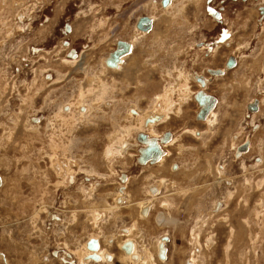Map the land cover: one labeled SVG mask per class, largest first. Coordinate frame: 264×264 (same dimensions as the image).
<instances>
[{
	"label": "rangeland",
	"instance_id": "obj_1",
	"mask_svg": "<svg viewBox=\"0 0 264 264\" xmlns=\"http://www.w3.org/2000/svg\"><path fill=\"white\" fill-rule=\"evenodd\" d=\"M168 1L163 6L161 0H0V264H68L59 252L68 248L81 264L77 256L97 230L89 210L112 203L122 172L129 176V193L140 190L139 199L147 196L145 186L166 179L156 200L150 193V215L142 216L152 228L138 219L132 235L121 230L149 248H158L166 235L169 258H158V264H264V19L257 20L264 0ZM220 5L224 21L217 24L207 10ZM141 15L153 19L147 32L135 25ZM222 27L229 28V37L218 43ZM118 39L130 52L110 68L105 59ZM202 40L212 46L197 48ZM229 55L238 61L236 68L214 76L206 71H223ZM197 75L208 78L203 91L217 99L211 129L196 118L194 94L202 89ZM255 98L261 105L253 116L247 104ZM157 101L159 110L167 105L172 112L152 137L170 131L176 138L162 145L169 160L161 170L136 161V130L126 136V152L133 154L109 159L108 136L134 125L128 109L133 105L146 115ZM246 141L249 150L239 155L236 149ZM66 160L75 173L71 183L59 175L64 168L55 172ZM171 161L180 172L170 171ZM85 169L94 172L92 181L84 178ZM168 193L170 203L160 202ZM122 207L117 203L115 209ZM169 210L177 215L173 224L164 220ZM53 215L62 222L53 223ZM132 222L122 215L101 224V242L115 255L114 264H121L120 249L105 238ZM139 234H147L148 242ZM105 259L109 255L103 258L109 264Z\"/></svg>",
	"mask_w": 264,
	"mask_h": 264
},
{
	"label": "crops",
	"instance_id": "obj_2",
	"mask_svg": "<svg viewBox=\"0 0 264 264\" xmlns=\"http://www.w3.org/2000/svg\"><path fill=\"white\" fill-rule=\"evenodd\" d=\"M163 100H161V101H163ZM156 104H155V107L153 108V110L152 111H149L146 115L143 114L141 112V110H138V109H136V110L133 111L132 110V106L133 105L128 109V114H129L128 116H130V117H132L134 119L133 120V121H135L134 122V125L124 126V129L122 130V134L121 133H116V134H110L108 136V140H107L108 145H107V147L105 149V154H106V156L109 159L113 155H117V156L125 155L124 153L126 152V150L128 149V146H129V141H128V138H126V136H129L132 130H136V132L137 131H140V132H144V133H145V131H147V132H149V134L148 133H145V134L148 135L149 137L150 136L151 137L152 136H156L157 131L159 129V125L160 124L163 125V122H166L167 119H171L169 113H171L172 111L170 110V112H169V111L166 110L167 105L164 106V109L159 110V107H158L159 105L156 107ZM179 105L181 106L182 104H179ZM88 108L89 107L87 106L86 110L89 112ZM164 110H166L165 111V115H163L164 114L163 113ZM158 111H160V112H158ZM166 112H167V115H166ZM153 113H156V114H158L160 116H155ZM132 114H133V116H132ZM152 115H154V116H152ZM167 124H168V122H167ZM167 124H165L163 126H166ZM192 133H194V130H192ZM137 134H135V136H134V141L137 144V148L139 149L140 148V147H138L139 146V144H138L139 142L136 139L137 138ZM175 140H176V138L172 137L167 144L166 143L164 144L165 147L168 146V145H171L172 143H174ZM165 147L162 148V150L165 153V156L159 162H157L155 164H150L149 162L146 163V164H144V165H142L140 163L139 164L142 167L143 166H148V165H156V166H158L160 168V169L158 168V170H161V166L160 165H161L162 161H163V163H164V161L166 163L169 160V158H168L169 155L168 154L166 155L167 151L169 153V150L168 149L166 150ZM136 152L138 153V151H136ZM126 153L127 154H130V155L133 154V153L128 152V151ZM127 162H128V159H126V161L123 162V163H127ZM58 163H60V161H58ZM64 163L65 164H63V162L60 163L61 166H58L57 165V167L55 169V172L59 171L61 168H64V170L61 173H59V175H61L62 177L65 178L64 181L66 180V182L71 183L72 181H74V178H75V175L74 174L75 173L72 171L71 165H68L67 160ZM174 163H175V165H173ZM172 165H173V168H171ZM55 166H56V164L54 165V168H55ZM169 169H171L173 172H178L179 170H181V166H179V164H177L176 161H171L169 163ZM83 171L85 173L84 178L86 179V181L87 182L92 181L93 179L90 178V177L91 176H95L94 172L92 170H87V169H85ZM154 171H157V170H154ZM122 173H120L118 175V177L120 179V182H119L118 186L116 187V189L114 191L112 203L110 204V203H107L106 202V203L103 204V206H98V205L95 206V209L96 210H89V216H90V218H89L88 221H90L91 226L97 228V230L93 228L92 230H94L96 232H92L91 234L88 235L89 237H87V239L84 242V251H83V253L80 254L79 256L75 255L81 261V264H99L98 261H100V259L103 258V257L105 258V256H107V255H109V258L112 257V259H105V261L106 262H109L110 264L113 262V259H114V256L115 255L112 252H110L109 250H107L106 248H104L103 245H102V242H101V233H102V225L101 224H103L104 222H107L108 221V218L110 216H113L116 219L117 218H120L122 215H128L130 217H133V222L129 226L122 227L120 229V233H121V230H123V229H127V230L129 229L131 231V235H132V233H133L132 228L133 227H134L133 229L136 228V223H138L137 222L138 219H140L139 220L140 223L143 222V223H145L148 226L150 225V227L152 226L151 220L144 219L142 217V214L144 212V209H145V206H146L147 201H149V198H151L150 193L153 190L152 187L153 186H156L155 185L156 183H154V184L151 183V184H148L147 186H145L143 192L146 193L147 196L144 197V198H140L139 199L138 197L136 198L135 195L137 193H139L140 190H138V188H134L131 191V193H129V191L127 190V182L129 180V176L128 175H125V178L122 179L121 178V174ZM192 173L193 172H189L187 174V177L188 178H191L192 175H193ZM99 176H102V175L99 174ZM163 178H165V177L161 176L159 179L164 183V181H166V180H164ZM136 182L133 181V183L138 184ZM158 182H160V181H158ZM1 183H2V180H1ZM169 183L173 186V183L174 182L171 181V180H169ZM89 184H90V187L89 188H91L92 183H89ZM84 185L87 186V184H85V183H84ZM92 187H93L92 190H94L95 185H93ZM86 188H88V186ZM119 195H122L123 199L122 198H119L118 199V196ZM100 196L106 197L105 194H102ZM164 197L165 196H163V198ZM121 199L123 200L121 204L124 207H122L120 209H115L117 207V203H120V200ZM156 199H157V196H156V198L154 200H156ZM104 200H106V198H104ZM154 200H152V201L154 202ZM142 202H146V203H142ZM139 203H142V204H139ZM169 203H170V201H169ZM170 206H171V204H170ZM148 210H149V208H148ZM218 210L219 209L217 208L216 211H218ZM124 212H126V213H124ZM150 212L151 211H149L148 216L150 215ZM72 213L73 214H72L71 217H75V214H74L75 212L73 211ZM159 213H161V212H159ZM168 214H169V212L167 213V217H169ZM145 216H147V214ZM52 218H53L52 219L53 223H61L62 222V219H61L60 216L57 217V216L53 215ZM74 220H75V218H74ZM148 220H149V222H148ZM53 227H54L53 224H50V227H48V228H49V230H53ZM147 230H146V232H147ZM123 234L117 235L119 239L116 241L117 246H119V248H120V252L116 255V257H117L118 261L121 264H158V262L155 261L156 260L155 253L157 252V249L156 248H154V247L153 248H149V247L145 246L144 249H141V247H143L144 244H141V245L138 246L135 243L136 241L131 236L127 237L128 234H126V235H124L126 238H123ZM90 235L91 236H94V237H95V235H97V240L94 239V238H92V237H90ZM115 236L116 235L114 234V236H109V237H106L105 239L110 244L112 242V239L115 238ZM117 236H116V239H117ZM90 239H92V240H94V241L97 242L96 243L97 247L95 248V250H92V248L90 246H88V244H87ZM119 240H120V242H118ZM127 240L128 241H131V251H129V252H126V251H124V249H122V243L124 241H127ZM66 244L67 243H64V246L65 247H67ZM133 247H134V249H133ZM68 251H70V252H68ZM96 251H98V255H97ZM92 252L97 257L96 258H93L92 260H88L87 259V256L91 257V255L93 254ZM67 253L68 254H71V256H73V250H71L69 248L67 249ZM136 254L139 256V257H137V260H135ZM131 257L134 258V259H132ZM6 258H7V256H6ZM46 258H47V256H44V259L45 260H46ZM152 258H153V260H152ZM94 260H96V261H94ZM168 264H170V263H168Z\"/></svg>",
	"mask_w": 264,
	"mask_h": 264
},
{
	"label": "water",
	"instance_id": "obj_3",
	"mask_svg": "<svg viewBox=\"0 0 264 264\" xmlns=\"http://www.w3.org/2000/svg\"><path fill=\"white\" fill-rule=\"evenodd\" d=\"M166 3H168V0H162L163 6H165ZM260 11L264 13V7L262 8L260 7ZM136 26L138 29L146 31L151 27V21L147 16H141L138 18ZM129 47L130 45L126 41L118 40L116 48L113 51H111L105 59L106 65L108 67H116L117 63L120 60V56L126 53ZM234 64H235L234 58L229 57L225 66L232 67ZM208 72L211 75H221L223 73V71L220 68L208 69ZM197 80L200 81L203 85L202 78L199 77ZM194 99L200 106V108L198 109L196 113V118L202 120L205 118L206 114L210 111V109H212V107L214 106L216 102V98L215 96L209 93H205L202 89H199L194 94ZM255 101L256 100H254V103H251L250 105H248L249 110H256L257 107H256ZM169 138H170V131H165L160 140L168 141ZM137 140L141 144H143V146L138 149V156L136 157V160L138 163L140 164H143L146 162L153 163L160 158L163 151L160 148L156 138L148 137L145 133L139 132L137 134ZM247 148H248V142L246 141L240 144L236 150L237 152H240V151L247 150ZM121 178L124 179L125 174L122 173ZM90 243H91L90 247L92 249H95L96 243L91 242V241L89 242V244ZM96 257L97 256L95 254L92 255V258H96Z\"/></svg>",
	"mask_w": 264,
	"mask_h": 264
},
{
	"label": "flooded vegetation",
	"instance_id": "obj_4",
	"mask_svg": "<svg viewBox=\"0 0 264 264\" xmlns=\"http://www.w3.org/2000/svg\"><path fill=\"white\" fill-rule=\"evenodd\" d=\"M231 1H244V3H246L247 1H252V0H231ZM246 1V2H245ZM254 2V5H257V3H259V0H253ZM170 1H168V3H169ZM225 1L224 0H221V3H224ZM161 3H162V0H161ZM252 3V2H251ZM260 7L262 8V7H264V3H262L261 5H257V11H258V18H257V20H258V22H261L263 19H264V13H262L261 11H260ZM165 9H167L166 7L164 8V10ZM224 10V8H222V5H220V6H218V7H215V6H210L209 8H208V12L210 13V18L208 17V19L209 20H212V21H215L217 24H219V23H223V21H224V17H223V13H222V11ZM141 16H146V15H141ZM141 16H139V17H141ZM150 20H151V22H152V24H153V19L150 17L149 18ZM138 20V19H137ZM136 23H137V21H136ZM136 23H135V25H136ZM153 26V25H152ZM137 27V26H136ZM151 28V27H150ZM150 28L148 29V30H150ZM138 29V28H137ZM64 30H65V32H69L70 31V26H69V24H65V26H64ZM139 30H141V29H139ZM148 30H146L145 32H147ZM226 30H228L229 31V28L228 29H226V27H222L221 29H220V32H219V34H218V38H216V42H218V43H220V42H226L227 40V38L229 37V32L227 31L226 32ZM141 31H144V30H141ZM118 40H122V39H118ZM117 40V41H118ZM226 40V41H225ZM117 41H116V44H115V48H116V45H117ZM203 41V40H202ZM202 41H198L196 44H197V48H200V49H208L209 48V44H210V42H208V41H203V42H206V43H202ZM63 43H64V45H67V43H68V41L67 40H64L63 41ZM209 43V44H208ZM211 45V44H210ZM212 46V45H211ZM210 46V47H211ZM114 48V49H115ZM212 48V47H211ZM113 49V50H114ZM75 49L74 48H71L70 50H69V54H71V55H75ZM263 51V53H264V50H262ZM205 53L206 54H210L211 53V51L210 52H208L207 50H205ZM229 57H232V58H234V56H232V55H229L228 56V58ZM228 58L226 59V61H225V63H224V65L226 64V62H227V60H228ZM234 61H235V64L232 66V68H230V67H223V72H226L228 69H233V68H236L237 66H238V61L234 58ZM208 69H216V68H207V72H208ZM209 73V72H208ZM210 74V73H209ZM211 75V74H210ZM212 76H214V75H212ZM202 78L203 79V85H202V83L200 82V81H198L197 79L198 78ZM196 80H197V82L199 83V85L202 87V90H205L206 88H207V84H208V82H209V80H208V78L207 77H204V76H199V75H197L196 76ZM192 98H193V96H192ZM254 100H256V98L254 99ZM254 100L253 101H251L250 103H248L247 104V109H248V105H250L251 103H254ZM256 102V107L258 108H256V110L258 111L259 109H260V107H259V104L261 105V102H257V100L255 101ZM217 105V104H216ZM249 110V109H248ZM256 110H249L250 112H253V114L251 113V115H255L254 113H255V111ZM244 143V142H243ZM242 144V143H241ZM250 145V142H248V146ZM249 150V149H248ZM247 150V151H248ZM117 232L119 233V234H122V233H120V230H117ZM118 234V235H119ZM125 234H123V238H126L125 236H124ZM161 235V234H160ZM113 236V235H112ZM139 236L140 237H143L142 238V240L143 241H146V242H148V240H149V237H147V234H139ZM118 237V236H117ZM116 236H115V238H113L112 239V242L111 243H114L115 244V246H117V244H116ZM118 239V238H117ZM145 239H147V240H145ZM168 240H169V242L171 241L166 235H163L162 237H161V241L163 242H160L159 243V245H158V248H157V245H155V248H157V252L155 253V256H156V260L159 258V259H163V260H168V250H167V247H166V242H168ZM94 242V243H97L96 241H94V240H92V239H90L89 241H88V246H90L91 245V243L89 244V242ZM146 242H145V244H146ZM168 242V243H169ZM136 244H137V242H135ZM138 245V244H137ZM165 245V246H164ZM96 247H97V245H96ZM118 247V249H120L119 248V246H117ZM122 249H124V251H126V252H129V251H131V241H124L123 243H122ZM141 249H144V247H141ZM93 250V249H92ZM99 251V250H98ZM98 251H96V253H97V255H98ZM53 252V251H52ZM59 252H61V256H67V259H68V262L67 261H65L64 259H63V257H62V259L65 261V262H67L68 264H77V262L75 261V259H73V258H70L69 257V255H68V253H66L64 250L63 251H59ZM59 252H55V254H57V255H59ZM93 253V252H92ZM94 254V253H93ZM92 254V255H93ZM92 255H91V258H92ZM104 258V257H103ZM103 258H101L100 259V261H98V263L99 264H106L105 262H103ZM111 259H112V257H110ZM73 259V260H72ZM115 259V258H114ZM114 259H113V262L111 263V264H114ZM117 261H118V259H116ZM119 262V261H118ZM108 264V263H107ZM110 264V263H109Z\"/></svg>",
	"mask_w": 264,
	"mask_h": 264
},
{
	"label": "bare ground",
	"instance_id": "obj_5",
	"mask_svg": "<svg viewBox=\"0 0 264 264\" xmlns=\"http://www.w3.org/2000/svg\"><path fill=\"white\" fill-rule=\"evenodd\" d=\"M167 4H169V3H166L165 5H167ZM151 21V20H150ZM152 22H151V28L150 29H152ZM149 31V30H148ZM129 52H130V47H129V49H128V51L126 52V53H124L123 55H121L120 56V58H122V57H124V56H126V54H129ZM120 61V60H119ZM118 64V63H117ZM117 66V65H116ZM110 68H116V67H110ZM230 68H232V67H230ZM193 79V78H192ZM187 84V83H186ZM173 88V87H172ZM184 90V89H183ZM170 94V93H169ZM193 94V93H192ZM183 98H184V96H183ZM164 99V98H163ZM185 99V98H184ZM159 100V99H158ZM165 100V99H164ZM158 102V101H157ZM156 102V103H157ZM168 103V102H167ZM160 104V101L157 103V105H156V107L158 106ZM216 104H217V99H216V102H215V104H214V106L212 107V109H210V111L206 114V116H205V118L204 119H202V120H200V119H198V120H200V121H203V122H205L206 120V126H207V128L208 129H211L212 127H214L215 126V124H216V118H217V116H216V114H215V107H216ZM163 105V104H162ZM159 107V106H158ZM200 107V106H199ZM170 109V108H169ZM178 109V108H177ZM258 109V108H257ZM257 111V110H256ZM178 112H179V109L177 110V114H178ZM167 115V114H166ZM170 115V114H169ZM183 115V114H182ZM160 116V115H159ZM163 116V115H162ZM166 120V119H165ZM167 123V122H166ZM165 123V124H166ZM163 124H164V122H163ZM157 125V124H156ZM155 125V126H156ZM195 129V128H194ZM193 129V130H194ZM196 130H197V128H196ZM195 131V130H194ZM187 132V131H186ZM192 132V131H191ZM193 134H195V132L193 133ZM199 134H202L203 135V133H199ZM196 136H197V133L195 134ZM202 135H200L201 137H202ZM148 136V135H147ZM199 136V137H200ZM205 136V135H204ZM149 137V136H148ZM172 138V134L170 133V138H169V140L168 141H161L160 139H157V142H158V144H159V146H160V148L162 149V145H164L165 143L167 144L169 141H170V139ZM193 138H195V137H193ZM142 146H143V144H141ZM186 150V149H185ZM247 150H248V148H247ZM138 151V150H137ZM163 151V150H162ZM244 153V151H240V152H238V154L240 155V154H243ZM165 156V153H164V151H163V153H162V155L160 156V158L158 159V160H156L155 162H153V163H151V162H149L150 164H155V163H157V162H159L163 157ZM164 160V159H163ZM146 163H148V162H146ZM146 163H143L142 165H144V164H146ZM161 163V162H160ZM162 163H163V161H162ZM161 163V164H162ZM164 163H165V161H164ZM161 166V165H160ZM159 168V167H158ZM158 168L157 169H155V170H158ZM171 168H172V166H171ZM160 169V168H159ZM170 171L172 172V173H174L171 169H170ZM179 171H181V170H179ZM178 171V172H179ZM193 174V173H192ZM201 174V173H200ZM197 175V174H196ZM204 175V174H203ZM173 177V176H172ZM190 177V176H189ZM164 180H166L165 178H163ZM164 182H166V181H164ZM163 184V182L160 180V182H158V183H156L155 185L156 186H153L152 188H153V190L151 191V193L154 195V196H157V194H159L160 193V186ZM164 185V184H163ZM172 186V185H171ZM173 186H175V184L173 183ZM172 186V187H173ZM177 187V189H182V188H179L178 186H176ZM151 189V188H150ZM175 191V190H174ZM179 191V190H178ZM184 192H186V190L185 189H183V193ZM182 193V192H181ZM195 193V192H194ZM174 194V193H173ZM197 194V193H196ZM192 195V194H191ZM168 197H170V193H168V195H166L165 194V197L164 198H162V199H160V202H161V200H167V201H169V199H168ZM122 199L120 200V203H122ZM169 203V202H168ZM139 204H142V203H139ZM140 206V205H139ZM171 207V206H170ZM148 208H149V203L147 202L146 203V206H145V209H144V212H143V214H142V216H145L146 214L148 215L149 214V210H148ZM147 211V212H146ZM173 211H171V210H169V214H168V216L169 217H167V213H166V215H165V218H164V220H165V222H167V223H171V224H173L176 220H177V215L175 214V215H173V213H172ZM160 218H162L163 219V217H160ZM165 224V223H164ZM93 250H95V249H93ZM69 255V257H72L71 256V254H68Z\"/></svg>",
	"mask_w": 264,
	"mask_h": 264
}]
</instances>
